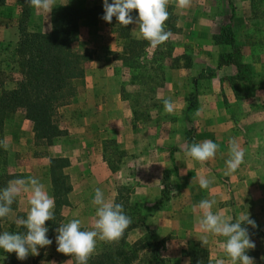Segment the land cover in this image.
I'll return each mask as SVG.
<instances>
[{
	"label": "rangeland",
	"instance_id": "rangeland-1",
	"mask_svg": "<svg viewBox=\"0 0 264 264\" xmlns=\"http://www.w3.org/2000/svg\"><path fill=\"white\" fill-rule=\"evenodd\" d=\"M79 1L83 4L85 0ZM237 1L192 0L191 6L187 9L176 8L174 10L171 6L172 13L176 12L183 19L180 20L181 26L177 33L171 34L169 37L171 51L169 60L166 59L163 62L165 68L163 84L158 89L160 91L155 90L156 93H153V99L151 100H146L148 93L144 95L142 93L138 98L136 92L139 90V86L131 84L132 78L123 70V61H115L110 55V52H115L117 48L125 43V40L121 39L120 45L114 39L116 36L112 28L103 23L88 29L89 27L84 21H80L78 39L72 44L73 48H82L85 44H90L93 41L90 46H95V49L102 53L105 64L106 62L109 64L110 60H113V71L120 78L121 99L126 102L127 106L128 123L132 118L135 125L133 132L136 141L133 148L137 150L139 155L145 152L143 157L146 156V153H149L145 158V167L143 166L142 170H138L140 166L130 167L129 161L131 160L124 152L128 148L126 138L121 136L118 139H105L102 142L104 161H107L108 167L114 169L112 172L115 174L118 184L123 182L129 183L127 186L136 184L137 174L141 176V179L143 176L150 178L151 181L156 179L159 169L164 164L168 168L173 165L165 157H170L175 150L181 154L185 153L186 147L195 143L194 140L190 143L187 136L191 135L193 139L198 125L204 123L212 125L213 140L219 146L228 147L229 140L235 139L242 148L241 140H244L247 143L256 144L255 149L259 148L260 155L264 156V139H259V135V137L254 136V131L264 129V118H262L264 113V0H250L253 6L247 25L235 20L230 26L231 17L237 10H240ZM18 10L14 12L15 19ZM225 24H228L233 31L236 43L233 50L227 45L215 44L209 39L210 34L218 33L220 27ZM30 25L31 28L37 27L47 31L49 29V13H41L40 16L33 19ZM135 31H138V27L135 28ZM182 31L185 36L182 35ZM190 39H194L195 42H191ZM109 48L115 50L112 51ZM151 48L150 46L149 50H152ZM230 52L235 62L225 66H217L220 55L223 56V59H226V54ZM184 55L188 56L187 60ZM103 58L100 56V61ZM107 58H110V60ZM141 60L139 62L145 64ZM141 63H138V66ZM155 64L161 66L159 63ZM76 84L77 80L74 81L75 86ZM165 98H171L173 101V114L164 112L162 101ZM190 99L193 105L188 109ZM131 108L135 110V119L132 116ZM60 110L61 108L59 109L61 116ZM197 112L199 115H197ZM206 114H211V116L206 119L204 118ZM224 117L227 118V127L223 121ZM10 118L4 120V122L7 120L8 124L6 123L4 127L3 122L0 137L1 141L6 140L9 144L7 150L3 148L4 154L2 151L0 152V171L4 169L9 174H17L22 177L29 174V170L33 169V161H35L36 166L40 167L37 161L39 156L31 150L30 145H24L26 141L22 143L23 149L19 147L16 150V145H12L16 142L8 134L12 135L17 127ZM59 121L62 124L63 120L61 118ZM190 126L191 131L186 132ZM197 140V143H200L205 141V138L199 136ZM124 144H126V148ZM148 150H151V152H147ZM153 150L159 154L154 155ZM162 150H165V154L160 152ZM223 155L226 161L229 158V151H224ZM148 187L149 191L144 195L146 199L143 196L135 195L131 200L130 217L132 220L141 218L142 214L144 216L150 215V212H152V203L148 200L153 197L157 185H149ZM164 216L166 217L163 219L165 223L161 222L160 225L165 224L166 230L170 231L168 232L167 248L163 254L170 262L177 261V264H180L178 242L182 239H193L202 234H207L202 233L198 222L194 225H186L188 226L186 231L184 230L185 226H182L183 230L178 229L179 231L176 232L171 227L174 220L171 213H164ZM176 225L180 226L179 224ZM15 226H17L16 223ZM146 230L136 228L127 236V241L131 242L141 238ZM157 235L155 234L156 237L159 236ZM207 239L208 244L206 247L211 248L210 251L214 254L212 260L214 262L220 260L225 262L222 249L227 238L211 235L207 236ZM253 240H255L257 247L247 250L246 254L253 258L254 264H264V238L256 237ZM145 253L140 252V261L146 262ZM6 256L0 254V264H9ZM35 256L29 253L27 259H17L15 264H28V260ZM14 258H17L16 255ZM224 264L231 263L227 260Z\"/></svg>",
	"mask_w": 264,
	"mask_h": 264
},
{
	"label": "crops",
	"instance_id": "crops-1",
	"mask_svg": "<svg viewBox=\"0 0 264 264\" xmlns=\"http://www.w3.org/2000/svg\"><path fill=\"white\" fill-rule=\"evenodd\" d=\"M67 1L55 0V4H65ZM22 2L23 0H4V4L0 6V72L7 73L8 70H5L8 69V63L15 57L14 47L17 31L14 12H17ZM111 2L112 0H109V3ZM237 2L240 10L236 9L237 11L231 17L230 26H232L235 20L247 25L253 6L252 1L238 0ZM94 4L103 7V0H85L82 5L90 7ZM168 6H172L174 10L177 8L175 0H169ZM41 13H44L43 10L33 8L32 15L28 21L29 24H31L35 17L40 16ZM136 16H138L137 10H135ZM174 16L175 25L179 29L181 26L180 20L182 21L183 18H181V15L178 16V14ZM94 26H88V29H92ZM136 27L135 23L130 26L131 38H139V29L136 32ZM183 34L184 32L182 31ZM114 39L121 45L120 38L116 37ZM209 39H211L210 36ZM190 40L191 42H195L194 39ZM182 41L184 40L182 39ZM91 43L84 45V47L92 50V57L82 77L76 79V95L68 104L61 107L60 110L61 119L63 120L61 124L63 129L62 135L51 146L46 148L45 154L38 155L37 161L40 167L36 166L35 161H33V169L29 170V174L17 178L26 179L29 176L38 178L44 185L48 195L51 196L50 184L47 177V159L52 155L66 157L68 165L63 169V172L70 183V190L66 195L67 204L60 210V224L67 223L73 218H78L81 220V230H91L96 219L95 206L91 204V200L94 197V189L100 188L108 201H112L115 195L116 176L110 170L106 161H104L102 142L105 139H118L121 136L126 138L128 140V148H126V144H124V147L128 151L124 150V152L131 160L129 161L130 167L135 165L137 167L140 166L138 170L143 168V166L145 167V158L149 154L146 153V156L143 157L145 152L139 155L137 150L133 148L136 137L133 128L128 123L127 106L126 102L121 99L120 78L113 71V60L107 58L110 60V63L106 62L105 64V58H103L102 53L98 49H95V46H90ZM119 48L116 50L109 49L118 52ZM100 56L103 58L102 61H100ZM2 87L5 89L12 88L13 81L4 79ZM210 116L211 114H206L204 118L207 119ZM262 118H264V113L262 114ZM10 120L17 127L12 135L8 134L16 142L12 144L16 145V150L19 147L23 149L22 143L26 141L24 145H30L32 151H39V148L32 141L31 124L23 118L22 113L19 111L14 112ZM223 121L227 127V118L224 117ZM6 123L7 120L4 122V127ZM263 130L254 131V136H260L259 139H264ZM213 132L212 125L208 123L199 124L193 135V140L197 143L199 136H203L205 140H212L214 142ZM241 143L242 149L245 151L244 162L230 176L224 175L226 163L223 153L224 151H228L227 146H219L220 148H218L215 156L203 163L197 162L191 157L186 156L185 153L181 154L177 150L170 157L166 156L165 158L169 162H172L174 166V171L170 178V183L175 189L174 193L163 209L150 212V215L147 214L144 219V225L136 228L151 229L155 234L159 235H157L158 237L166 236L170 230H166L165 224L160 225V223L164 222L163 219L166 218L164 213L170 212L174 218L171 225L174 231L183 230L182 226H185L184 230L186 231L188 227L186 225L197 223V217L200 215L199 202L204 199L214 198L216 204L211 209L214 213H220L227 219L235 222L238 216L248 212L250 218L255 220L257 228L264 230V156L260 155L259 148L255 149L254 146L256 144L252 142L247 143L244 140H241ZM147 152H151V150ZM152 152H154V155L159 154L155 150ZM160 152L165 154V150ZM163 169H168V166L164 164L159 169L156 179L152 181L145 176L141 179V176L137 174V182L129 196L130 201L135 195L143 196L146 199L144 195L149 191L148 186L157 185V190L154 191L153 197L148 200V202L153 203L159 195L160 173ZM200 176H205L212 181L208 189L200 188L198 183ZM30 195V191H21L14 201L15 205L7 217L8 219L13 220L17 213L23 214L24 218H26V213L30 207L28 204ZM136 228L131 229L127 236L136 230ZM55 229L49 237V239L53 240V243L42 247L41 255L39 257L37 255L32 257L28 260V264H76L74 257L71 258L56 251L55 236L58 233ZM211 235L207 234L208 237ZM250 238L251 240L255 239L254 237ZM185 240H193L201 245V242L195 237L193 239H182V241L178 242V248L183 245ZM255 245L257 247L256 243ZM204 248L208 252L206 264L217 263L218 261L214 262L212 260L214 254L210 251L211 248L206 246ZM224 258L226 262L228 259ZM178 259L180 260V264H188L186 257L180 255ZM228 262L231 263L229 260ZM170 263L177 264V261H171Z\"/></svg>",
	"mask_w": 264,
	"mask_h": 264
},
{
	"label": "trees",
	"instance_id": "trees-1",
	"mask_svg": "<svg viewBox=\"0 0 264 264\" xmlns=\"http://www.w3.org/2000/svg\"><path fill=\"white\" fill-rule=\"evenodd\" d=\"M3 4L4 0H0V6ZM167 10L169 18L165 22V30L175 34L178 31L175 25V16L170 6L167 7ZM32 11L33 8L26 3V0H23L15 19L17 31L14 47L15 57L8 63L7 73L0 72V137L4 120L10 118L16 111L21 112L23 118L31 124L32 141L39 148V151L36 152L37 155L45 154L46 148L62 135L59 109L68 104L76 95L74 80L82 77L92 57L90 48L75 49L72 46L78 39L80 21H84L87 26L103 23L112 28L117 38L125 40L120 50L110 52V55L115 61H123V70L132 78L131 84L139 86V90L136 92L138 98L140 94L148 93L146 100H151L155 90L162 87L165 70L163 62L170 58V39L149 50L148 41L130 37L131 24L124 27L117 22L115 17H113L112 23H108L101 19L104 14L101 5L94 4L85 7L79 0H68L65 4H55L49 13V29L47 31L30 27L28 21ZM130 14L135 17V10ZM210 37L215 44L227 45L231 50L236 46L233 32L228 24L222 25L220 31L211 34ZM184 56L187 60L188 56ZM140 59L145 64L139 62ZM234 62L230 52L226 54V59L220 55L217 66ZM138 63L141 64L138 66ZM155 63H159L161 66H157ZM169 67L171 68V66ZM4 79L12 80L13 87L3 88ZM191 101L190 99L188 109L193 105ZM131 113L135 119L133 108H131ZM130 125L132 128L135 127L132 118ZM188 131H191V126L186 132ZM187 138L192 143V136H187ZM1 151L3 154L5 153L3 147H0ZM67 165V158L60 155H52L47 159V177L51 197L55 202L53 209L55 219L45 222V226L48 228V238L53 234L54 229L60 226V210L67 204L66 195L70 190V183L63 172ZM109 168L114 171L111 167ZM173 171V165L171 168L161 170L159 195L152 203V212L163 209L173 195L175 189L169 182ZM18 177L17 174H9L6 170H1L0 190L6 187L10 180ZM128 184L127 182L120 184L115 182V195L112 202L122 204L124 212L130 217L131 201L129 196L135 184L127 186ZM13 206L14 203L11 208ZM145 216L142 214L139 219H131L130 225L119 240L98 242L88 264H170L169 259L163 254L167 248L168 235L156 237L153 230L147 229L141 238L131 242L127 241L128 232L136 227H142ZM18 218H24V215L17 213L13 220L7 217L0 218V233L5 231L24 233L25 228L15 226V220ZM242 227L248 229L250 237L264 238V230L257 227L252 228L246 223L242 224ZM40 251L41 248L38 247L37 257L40 256ZM140 252H146V262L140 261ZM179 252L181 256L186 257L188 264H206L208 252L196 241L185 240L179 248ZM0 254L7 255L9 264H15L17 258H14L16 255L14 252L6 253L0 249Z\"/></svg>",
	"mask_w": 264,
	"mask_h": 264
},
{
	"label": "clouds",
	"instance_id": "clouds-1",
	"mask_svg": "<svg viewBox=\"0 0 264 264\" xmlns=\"http://www.w3.org/2000/svg\"><path fill=\"white\" fill-rule=\"evenodd\" d=\"M26 3L34 8L50 13L55 7V0H26ZM192 0H175L178 9H187ZM169 0H103L104 14L102 20L112 23L113 17L122 26L135 23L139 29L138 37L149 42L152 48L169 40L171 33L165 30V22L169 18L167 7ZM138 11V16L130 13ZM164 112L174 113V105L171 98L163 99ZM197 115L199 113L197 112ZM0 147L9 148L6 140L0 141ZM219 145L212 140L200 143H192L185 149V155L193 160L203 163L212 159ZM229 158L225 161V176H230L244 162L245 151L235 139L229 140ZM198 183L201 189H208L212 181L205 176H200ZM21 191L31 192L28 199L29 210L26 218L15 220L17 226L26 229L24 233L3 232L0 233V249L6 253H15L18 260L27 259L29 253L38 255V247L42 248L53 243L47 236L48 228L45 222L54 220V199L48 195L44 185L36 177L29 176L10 181L0 190V218H6L12 212L11 205L20 195ZM91 204L95 206L96 219L91 230H81V220L73 218L67 223H62L55 231L57 245L56 251L66 256L74 257L76 264H88L89 258L95 252L97 242H114L119 240L131 223V218L124 212L123 205L108 201L100 188L94 189V197ZM216 200L204 199L199 202L200 215L197 217L202 233L222 236L227 238L223 244V253L231 264H254L252 257L247 255V250L256 247L251 240L249 231L242 224L246 223L256 228V222L250 218V214L240 215L232 222L220 213H214L211 209ZM195 210V206H194ZM197 239L201 246L208 244L207 235H200ZM217 264H224L223 260Z\"/></svg>",
	"mask_w": 264,
	"mask_h": 264
}]
</instances>
